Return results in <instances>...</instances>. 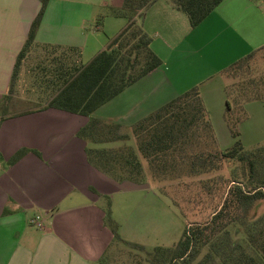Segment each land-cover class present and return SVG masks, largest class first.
<instances>
[{
	"label": "crops",
	"instance_id": "0c3cea01",
	"mask_svg": "<svg viewBox=\"0 0 264 264\" xmlns=\"http://www.w3.org/2000/svg\"><path fill=\"white\" fill-rule=\"evenodd\" d=\"M101 6L109 14L101 15V10L83 0L49 1L36 33L37 47L24 62L19 78L21 81L24 72L27 91L40 93L45 99L41 104L35 102L38 107L14 112L22 106L17 99L19 81L14 94L7 98L16 60L42 3L0 0V264H97L119 245L105 224L109 205L120 237L130 242L117 207L133 204L140 208L143 199H157L160 192L170 197V183L166 192L158 193L149 181L144 185L118 182L93 167L87 158L88 144L78 137L90 118L46 109L51 89L39 79L40 65L49 62L43 47H60L57 56L76 48L81 52L82 63L87 65L128 25L126 18L112 14L123 6V1L102 0ZM138 22L153 38L152 49L163 64L92 115L120 124L124 131L196 86L210 113L212 105L203 91L231 64L264 46V5L252 0H224L195 28L170 0H157ZM157 22L159 27L155 26ZM109 27L121 28L116 36L103 42L100 34ZM160 28H165L164 38ZM158 37L163 44L161 50L155 48ZM180 44L190 51L180 55ZM86 53L95 55L88 63H84ZM66 56L73 62L72 52ZM192 58L195 60L190 61ZM254 102L264 101L245 103V114ZM211 123L219 145L221 136L212 120ZM127 142L107 146H132ZM22 150H27L26 154L9 164ZM35 216L41 217L43 227L31 222Z\"/></svg>",
	"mask_w": 264,
	"mask_h": 264
},
{
	"label": "trees",
	"instance_id": "16d2710c",
	"mask_svg": "<svg viewBox=\"0 0 264 264\" xmlns=\"http://www.w3.org/2000/svg\"><path fill=\"white\" fill-rule=\"evenodd\" d=\"M49 1L41 0V10L17 57L8 99L15 92L24 62L37 47L36 33ZM156 1L123 0V6L114 9L112 14L126 18L128 25L87 65L82 63L81 52L76 48L68 52L63 49L57 56L62 50L60 47L44 46L49 62L40 65L39 79L51 89L46 109L55 108L90 118L78 132V137L88 144V161L118 182L162 184L213 176L209 181L201 179L194 184H201V196H211V216L205 222L189 224L172 247L158 246L149 252L146 246L122 240L109 205L105 224L111 229L114 242L147 251V258L138 264H264V146L245 151L239 129L246 116L243 105L264 101V77H249L247 81L243 78L234 84L235 98L233 103L228 101L225 118L235 143L225 150L217 144L199 86L135 123L130 133H125L120 124L92 117L99 108L162 66V59L152 49L153 38L138 22ZM170 1L187 14L192 28L224 2ZM69 52H72L73 62L66 56ZM260 53H264V46L234 62L221 74L236 78L247 75ZM131 139L135 140L136 147L107 146ZM26 152L20 151L9 164L16 163ZM225 165L230 171H225ZM108 256L104 255L97 264H108Z\"/></svg>",
	"mask_w": 264,
	"mask_h": 264
},
{
	"label": "rangeland",
	"instance_id": "374dc122",
	"mask_svg": "<svg viewBox=\"0 0 264 264\" xmlns=\"http://www.w3.org/2000/svg\"><path fill=\"white\" fill-rule=\"evenodd\" d=\"M85 3L89 2L97 11L101 10V15L109 14L108 9L101 6L102 0H83ZM115 1V0H114ZM123 1V0H117ZM111 2V0H110ZM260 5H264V0L257 2ZM183 15L188 18L187 14L182 12ZM144 18L141 20L143 22ZM189 20V18H188ZM119 24L120 22H117ZM150 21V20H148ZM123 23H126L123 21ZM160 23H156L158 26ZM159 27V26H158ZM121 27L108 28L105 32L100 34L101 40L107 41V39L112 38L111 36H116ZM161 34L165 32V28L158 29ZM164 38V34L160 35ZM161 37H158L155 48L161 50L163 47L160 41ZM189 44V43H188ZM179 46H182L180 44ZM187 46L183 45L179 53L184 54V50ZM184 50V51H183ZM163 52V51H162ZM94 53H86L83 55L84 63L91 61L95 55ZM165 54V53H163ZM190 56V53H186ZM166 56V55H165ZM192 58L190 61H194ZM249 77H255L260 79L264 77V53H260L255 59L252 65V70L247 72V75L236 78L235 76H224L219 75L214 78L211 82V86L207 87L203 93L208 99V104L212 105L209 110L210 118L214 122L215 130L217 129L220 134L219 145L220 149L231 148L235 140L229 132V128L224 117V112L227 114L228 106L227 103L230 101L233 103V98H235V93L232 91L234 89V84L242 81L243 78L249 80ZM27 77L24 72L21 74V81L18 86L17 99L20 102L21 107L13 109L14 112L17 110L28 109L29 106L38 107L39 104L43 103L45 96L34 91H27L29 88ZM42 99V102H41ZM47 99V98H46ZM171 100V99H170ZM32 101V102H29ZM37 102V103H35ZM35 104V105H34ZM2 105V104H0ZM8 107L11 104H5ZM246 111V116L243 118V123L240 124L239 129L241 132L240 141L242 142L245 151H251L258 147L264 146V102H254L249 105ZM11 112V111H10ZM223 113V115H222ZM125 133H130L131 129L124 131ZM227 136V138H223ZM128 143V142H127ZM132 143V144H131ZM129 142L132 146L136 147L135 140ZM218 144V143H217ZM144 166L147 168L145 161ZM225 171H230L228 165H225ZM211 175L202 176L201 178L191 179L188 182H170L169 194L165 193L159 194V198L146 201L143 199V204L139 207H135L133 204L128 208L125 205H119L118 216L120 215V220L124 222V234L130 238V242L138 243L140 245L146 246L147 250H152L155 247H172L180 240L185 228L194 222H205L212 213L213 203L210 202V195L205 194L201 196L200 188L201 184L198 183L199 180L209 181L212 178ZM154 192L162 190L167 191V183L157 184L155 182H150ZM203 187V185H202ZM207 192V191H206ZM213 195V194H212ZM204 198V199H202ZM209 198V199H208ZM219 201V199H216ZM124 206V210L121 213V207ZM120 207V209H119ZM139 208V209H138ZM138 209V211L136 210ZM145 251H140L138 248L126 246L125 244H119L116 246L112 253L108 256V264H138L139 261H144L147 258Z\"/></svg>",
	"mask_w": 264,
	"mask_h": 264
},
{
	"label": "built area",
	"instance_id": "2783aa9c",
	"mask_svg": "<svg viewBox=\"0 0 264 264\" xmlns=\"http://www.w3.org/2000/svg\"><path fill=\"white\" fill-rule=\"evenodd\" d=\"M41 217L40 216H35L32 220H31V222L34 224V225H36V226H38V227H43V224L41 223Z\"/></svg>",
	"mask_w": 264,
	"mask_h": 264
}]
</instances>
